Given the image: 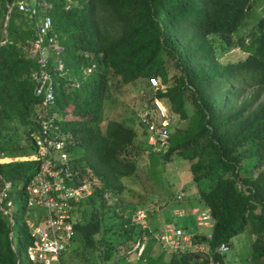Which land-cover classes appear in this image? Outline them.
<instances>
[{
  "label": "trees",
  "instance_id": "obj_1",
  "mask_svg": "<svg viewBox=\"0 0 264 264\" xmlns=\"http://www.w3.org/2000/svg\"><path fill=\"white\" fill-rule=\"evenodd\" d=\"M11 1L0 0V264H23L19 251L33 244L26 223L32 210L27 186L39 161L24 157L35 151L33 135L50 110L49 131L62 141L78 182L92 188L74 207L73 236L60 263L69 264L63 263L67 257L72 261L71 245V251L81 245L98 251L100 260L94 258L93 264H115L135 254L133 244L144 235L146 243H159L136 219L112 242L106 235L116 234V225L113 214L104 211L108 198L118 201L122 178L135 173L142 151L132 127L105 119V101L112 84L150 77L163 87L147 101L165 100L168 110L185 121L183 128L169 130V148L159 153L165 160L189 161L196 184L211 180L198 187L213 220L211 232L204 242L191 238L207 246V253L169 252L165 264H224L219 245L245 228L253 235L252 264H264V19L247 42L237 39L245 57L223 61L217 56L219 47L224 51L233 44L251 1L39 0L38 16L50 17L49 35L58 45L48 51L54 87L49 108L34 94L35 17L12 7L4 26ZM13 199V216L24 217L16 245L8 211Z\"/></svg>",
  "mask_w": 264,
  "mask_h": 264
},
{
  "label": "rangeland",
  "instance_id": "obj_2",
  "mask_svg": "<svg viewBox=\"0 0 264 264\" xmlns=\"http://www.w3.org/2000/svg\"><path fill=\"white\" fill-rule=\"evenodd\" d=\"M251 8L248 11L247 17L242 23L238 32L232 38V45L227 50L217 49V56L223 61H236L242 59L247 55L238 43V38H244L245 42L248 41V34L254 30L257 23L264 19V0H250ZM221 51H223L221 53ZM157 79L160 87L161 81ZM148 79L139 78L133 83L119 86L117 84L111 85V94L105 101L104 116L105 119H117L123 124L132 127L137 132L136 143L142 148L140 155L137 157V169L131 176L122 178L124 189L119 195L118 201L113 198H108L104 211L109 215L113 214L112 222L116 225L114 230L116 234L108 233L106 236L110 237L112 242L117 238L124 237L125 229L129 228L134 219L141 225H146L152 233L157 231L153 230L152 225L157 221V218L167 219L171 218V210L181 208L183 206V213L175 216L176 224L183 227L189 234L206 237L210 230V222L206 226L196 228L193 219L190 220L188 214L185 212V201L192 200L194 205H199V209L206 211L202 202L199 200L198 187L206 188L211 180L203 179L199 184H196L192 178L189 170L190 162L181 158L180 156H172L171 160H165L159 152L153 151L148 145L147 139L143 135V127L139 122L141 111L148 107V97L152 95L153 89ZM149 82L150 85L147 84ZM250 94L252 90H247ZM264 98V94L261 99ZM161 103L165 107L169 115V130L183 128L185 121L178 118L168 110V103L161 99ZM189 105V103H188ZM187 105V106H188ZM189 109V106H188ZM143 135V136H142ZM7 161V160H3ZM242 173L246 169L241 170ZM178 192L184 194L181 201L176 202L175 197ZM14 200V199H13ZM199 202V203H198ZM16 206V201L12 202L9 208V216L13 221V241L16 245V236L18 229L24 223L22 215L13 216ZM27 218L32 219L36 213L43 212L42 209L31 207ZM34 208V209H33ZM143 211V219H137V213ZM145 211V212H144ZM201 211V212H202ZM207 216V214H205ZM191 217V216H190ZM173 218V217H172ZM192 218V217H191ZM207 218V217H206ZM110 220V218H109ZM108 221V220H107ZM106 221V222H107ZM209 221V219L207 220ZM159 222V221H157ZM143 227V226H142ZM119 235V237H118ZM252 234L248 228H245L239 235L231 239L233 248L228 250L225 254L229 260L226 264H252V249L250 246V239ZM145 244L147 254L140 256L137 260L135 254L130 252L126 258L117 261L115 264H165L169 258V251L162 249L158 242ZM236 242V243H235ZM160 246H159V245ZM200 245V244H199ZM153 247V250L149 249ZM72 245L69 247L68 255L74 256L72 261L67 257L63 263L70 262L69 264H93L94 258L99 259V252L92 251L91 249H84L81 245L77 250L71 251ZM20 259L23 264H33L29 259L27 251L20 250ZM111 261L105 264H110Z\"/></svg>",
  "mask_w": 264,
  "mask_h": 264
},
{
  "label": "built area",
  "instance_id": "obj_3",
  "mask_svg": "<svg viewBox=\"0 0 264 264\" xmlns=\"http://www.w3.org/2000/svg\"><path fill=\"white\" fill-rule=\"evenodd\" d=\"M38 3L39 0H12L10 4H7V11L10 12L13 7L24 14L35 17V39L32 47L35 51L38 71L32 75L35 80L34 94L41 96L42 105L49 108L52 105L54 87L47 58L49 49H57L58 45L55 37L49 35L50 17L38 16ZM58 69H61L60 63ZM148 81L153 91L160 87L156 78L150 77ZM53 116L54 111L52 110L45 114L40 123V132L33 135L35 151L24 157L39 161L38 169L27 186L28 206L43 210L42 214L36 213L32 219L27 218L26 220L33 237V244L27 249V254L33 264H61L60 256L70 244L73 225L76 223L74 207L80 200L92 193L90 184L78 182L77 175L67 162L68 156L62 151V141L57 140L49 131ZM139 122L146 131L147 143L153 151L168 150L169 115L160 99L152 98L148 107L146 106L141 111ZM183 196L182 192H178L175 201H181ZM1 199L2 193L0 201ZM0 209L2 210L1 207ZM201 211L198 208L191 211L196 228L206 226L208 222L211 227L213 220L209 212ZM182 213L181 208L174 211L175 216ZM136 217L143 219V211H139ZM141 226L147 228L146 225ZM152 237L169 252L188 249L191 252L206 254L208 251V247L204 244L199 245L192 242L193 234H189L183 227L173 222L164 223L162 230L152 233ZM146 239L147 236L144 235L133 244L132 250L137 258L145 249ZM227 250L228 245L225 243L220 244L217 249L222 254Z\"/></svg>",
  "mask_w": 264,
  "mask_h": 264
},
{
  "label": "crops",
  "instance_id": "obj_4",
  "mask_svg": "<svg viewBox=\"0 0 264 264\" xmlns=\"http://www.w3.org/2000/svg\"><path fill=\"white\" fill-rule=\"evenodd\" d=\"M144 138H146V135H144ZM145 143H147V142H145ZM5 159H7L8 160V158H5ZM193 202L194 201H192V200H186L185 201V207H186V209H188V210H185V212L188 214V217L190 218V220L191 219H193V217H192V214H191V211L193 210V209H199V206H200V204L199 205H194L193 204ZM199 203V202H198ZM178 208H175V209H173V210H171V218H169V219H167V221L164 219V217H162V219H159V218H157V221H159V222H155L153 225H152V227H153V230L154 231H161L162 230V228H163V225H164V223H166V222H173V223H176V222H174L175 221V215H174V211L175 210H177ZM181 209H183V206H181ZM201 210V209H200ZM204 211V210H203ZM192 218H191V217ZM173 217V218H172ZM194 221V220H193ZM195 223V222H194ZM177 225V224H176ZM178 226V225H177ZM210 232H211V227H210V230H209V232H208V235L210 234ZM239 235V234H238ZM238 235H236V236H233L231 239H233L234 237H236L237 238V236ZM231 239L229 240V242L227 243V245H228V250H231V249H233L234 250V248L236 247V246H234V248H233V244H232V241H231ZM252 240H253V235H252V238L250 239V246H251V242H252ZM236 243V242H235ZM151 250H153V247L151 246V248H150ZM227 250V251H228ZM226 251V252H227ZM226 252H224L223 253V259H224V264H226V262L229 260V258H227V256H226Z\"/></svg>",
  "mask_w": 264,
  "mask_h": 264
},
{
  "label": "water",
  "instance_id": "obj_5",
  "mask_svg": "<svg viewBox=\"0 0 264 264\" xmlns=\"http://www.w3.org/2000/svg\"><path fill=\"white\" fill-rule=\"evenodd\" d=\"M8 14H9V12H7V16H6V19H5V22H4V26L7 24ZM6 185H7V183H6ZM0 195H1V194H0ZM193 238H194V239H198V236H197V235H194ZM200 240H201L202 242H204V241L206 240V237H200Z\"/></svg>",
  "mask_w": 264,
  "mask_h": 264
}]
</instances>
